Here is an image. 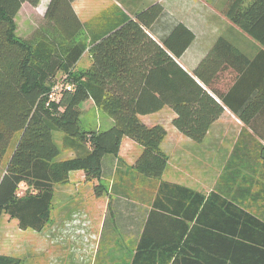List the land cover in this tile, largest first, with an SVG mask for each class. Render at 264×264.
Listing matches in <instances>:
<instances>
[{
	"label": "trees",
	"instance_id": "1",
	"mask_svg": "<svg viewBox=\"0 0 264 264\" xmlns=\"http://www.w3.org/2000/svg\"><path fill=\"white\" fill-rule=\"evenodd\" d=\"M39 1L0 0V161L19 134L0 180V218L5 213L21 230L41 231L50 220L53 187L67 183L75 171L86 181L98 180L103 157L117 155L123 138L141 148L131 168L159 181L168 160L160 148L167 132L140 118L165 107L175 115L172 126L195 143L204 140L224 108L264 138L259 130L264 127L253 124L264 119V94L237 97L244 80L241 60L230 78L232 85L225 91L216 87L227 65L218 74L210 61L220 47H229L225 40L219 39L189 74L177 59L193 41V33L181 23L159 40L148 33L162 13L160 4L85 36L73 0H50L45 23L30 38L17 37L15 17L22 5L36 7ZM242 3L227 0L221 14L252 35L257 2L244 11ZM85 56L84 69L74 73ZM59 73L66 76L58 78ZM59 79L70 89L62 88L58 100L47 107V96ZM87 101L111 120L108 128L80 127L79 105ZM54 133L62 134L61 147ZM62 151L73 157L57 160ZM21 184L26 190L19 196ZM101 188L94 187L96 196ZM155 188L131 264H264V220L259 216L218 193L203 195L163 181ZM164 231L176 236L150 235ZM0 264L20 260L0 256Z\"/></svg>",
	"mask_w": 264,
	"mask_h": 264
},
{
	"label": "crops",
	"instance_id": "2",
	"mask_svg": "<svg viewBox=\"0 0 264 264\" xmlns=\"http://www.w3.org/2000/svg\"><path fill=\"white\" fill-rule=\"evenodd\" d=\"M49 1L40 0L36 7L24 3L20 10L24 6L35 10L43 19L42 25L45 23L44 13ZM226 2L227 0H73L71 5L84 24L87 36V33H102L121 22L125 16L133 17L151 5L160 4L162 13L150 26L148 33L159 40L178 23L193 33V41L177 59L187 73L192 74L216 42L223 39L229 47H220L210 61L213 71L217 69L218 74L227 65L216 87L225 91L232 85L230 78L234 76L233 70L240 65L241 60L244 80L236 91L237 97L246 93L264 94V0H243L241 5L244 11L257 2L256 14L251 23L252 35L241 31L221 14ZM230 47L243 58L237 57ZM243 59L247 64L244 65ZM196 81L207 90L204 84ZM86 103L98 110L91 102ZM174 116L172 110L165 107L157 113L140 118L147 126L162 125L167 132L160 148L168 160L159 181L154 183L131 168L140 155L141 148L132 140L123 138L117 155L103 157L102 174L98 180L86 181L81 171H75L69 174L67 183L53 187L52 208L55 206L56 209L53 208L54 216L61 220L71 214L72 222L79 218L78 214L83 210L91 215L97 225L92 238L91 264H131L150 205L156 195V182L186 187L203 195V191L207 195L211 192L218 193L243 207L255 203L263 210L259 216L264 220V185L260 189H246L245 184L236 181V173L230 167L231 161H228L232 151L237 154V151L250 148L251 143L258 154H264V138L224 108L204 140L195 143L172 126ZM98 123V129L108 128L112 124L109 118ZM253 124L264 127V119H255ZM259 130L261 134L264 132L262 128ZM54 136L55 133L53 138L59 147ZM18 138L19 134L13 137L5 157L0 161V180ZM64 152L66 157L63 156V159L73 157L72 152ZM61 154L57 160L61 158ZM97 185L103 188L100 189V196L95 195L94 187ZM25 190L26 186L21 184L18 195L21 196ZM66 207L70 210L65 214ZM27 231L28 229L21 230L16 220L3 213L0 218V256L20 259L19 253L23 247L18 238ZM150 235L167 238L176 236L168 231ZM38 249L42 256L44 248ZM72 260L69 257L67 259L68 262Z\"/></svg>",
	"mask_w": 264,
	"mask_h": 264
},
{
	"label": "rangeland",
	"instance_id": "3",
	"mask_svg": "<svg viewBox=\"0 0 264 264\" xmlns=\"http://www.w3.org/2000/svg\"><path fill=\"white\" fill-rule=\"evenodd\" d=\"M42 22L41 15H38L29 6H24L15 17L14 34L20 38H30L33 32L41 27ZM87 57L85 56L84 59L80 60L73 69L74 73L84 69L88 61ZM57 76L63 78L66 75L59 73ZM79 107L82 112L80 127L86 130L98 129V121L102 122L104 118H108L104 112L95 110L89 103H81ZM105 128H102V130ZM54 137L59 143V147H61L62 134L55 133ZM249 146L250 148L246 150L237 151V154L236 151H234V154L232 151L228 161H231L230 167L234 168L236 181L245 184L246 189H260L259 187L264 185V154H258L253 143ZM63 156L66 157L64 151L61 154L62 159ZM203 193L207 195L206 191H203ZM238 205L241 206V204ZM247 207L244 208L256 216L261 215V212H263L255 203H251ZM53 208H51L49 222L39 233L28 229L26 233L18 238L20 245L23 247L19 253L20 264H74L75 262L77 264H91L93 232L97 230V225L91 215L81 210L82 212H79V218L76 221L71 222V214L59 220L54 216L56 209ZM69 210L66 207L65 214ZM38 248H44L42 256ZM68 257L73 259L72 262L67 261Z\"/></svg>",
	"mask_w": 264,
	"mask_h": 264
},
{
	"label": "built area",
	"instance_id": "4",
	"mask_svg": "<svg viewBox=\"0 0 264 264\" xmlns=\"http://www.w3.org/2000/svg\"><path fill=\"white\" fill-rule=\"evenodd\" d=\"M62 88L70 89V86L65 83L64 79L56 80L53 87L51 88L48 96L46 106L48 107L51 102H56L58 100L59 91Z\"/></svg>",
	"mask_w": 264,
	"mask_h": 264
}]
</instances>
